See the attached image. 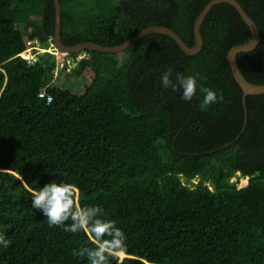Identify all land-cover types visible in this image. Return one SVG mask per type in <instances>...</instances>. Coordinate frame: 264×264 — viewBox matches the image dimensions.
<instances>
[{
	"label": "trees",
	"instance_id": "obj_1",
	"mask_svg": "<svg viewBox=\"0 0 264 264\" xmlns=\"http://www.w3.org/2000/svg\"><path fill=\"white\" fill-rule=\"evenodd\" d=\"M208 1L59 0L61 41L115 46L163 25L194 46V20ZM237 1L260 41L236 62L246 80L264 84V0ZM54 23L53 0H0V234L12 242L0 245V264H89L73 255L94 247L88 234L49 227L32 207V192L52 181L74 185L83 206L101 207L125 233L126 256L110 264H264V94L244 104L226 61L250 39L236 9H210L198 54L151 33L121 53L86 51L67 71L56 55H19L29 41L48 49ZM169 68L173 80L198 78L192 101L161 86ZM87 72L79 94L60 80ZM201 86L223 103L201 111ZM237 173L244 186L232 180Z\"/></svg>",
	"mask_w": 264,
	"mask_h": 264
},
{
	"label": "clouds",
	"instance_id": "obj_2",
	"mask_svg": "<svg viewBox=\"0 0 264 264\" xmlns=\"http://www.w3.org/2000/svg\"><path fill=\"white\" fill-rule=\"evenodd\" d=\"M173 69L169 68L161 76V86L173 92L181 91V99L190 102L198 91V78L176 73L172 79ZM204 93L200 104L201 111L212 104L223 103V95L219 96L210 88L200 87ZM77 189L69 183L52 181L38 191L32 192V207L42 212L47 218L49 227H63L71 233L85 232L94 247H83L74 250V256L87 257L89 264H110L114 258L127 251L125 233L116 226L115 221L105 220L104 210L99 206H83L76 195ZM71 221L66 227V222ZM11 241L0 234V245L8 248Z\"/></svg>",
	"mask_w": 264,
	"mask_h": 264
},
{
	"label": "water",
	"instance_id": "obj_3",
	"mask_svg": "<svg viewBox=\"0 0 264 264\" xmlns=\"http://www.w3.org/2000/svg\"><path fill=\"white\" fill-rule=\"evenodd\" d=\"M228 3L232 5L237 13L239 14L241 20L248 26L250 30V39L243 44L235 45L230 47L226 52V61L230 68L231 74L235 82L239 85L243 92V103L245 104V97L248 95H258L264 94V84H253L250 83L244 75L241 73L237 62H236V55L239 53H246L254 50L260 41V32L255 24V22L248 16V14L244 11L242 6L237 0H210L207 4L202 8V10L198 13L194 20L193 24V36L195 40L194 46L187 45L181 37L174 32L172 29L163 26V25H155V26H148L128 40L124 41L121 44L115 46H103L91 41L79 42L74 45H64L61 41V10L59 0H53L54 4V12H55V23H54V34H53V41L55 48L59 50H66V51H74L77 52L79 50H85L92 54V51L98 53H121L126 48L130 47L134 44L137 40L142 38L145 35L151 33H160L169 36L173 41L178 45V47L187 55H195L198 54L203 48V38L200 32L201 24L210 11V9L219 3ZM248 181V179H247ZM126 255L124 254L123 257ZM122 257V258H123ZM121 259V258H120Z\"/></svg>",
	"mask_w": 264,
	"mask_h": 264
},
{
	"label": "rangeland",
	"instance_id": "obj_4",
	"mask_svg": "<svg viewBox=\"0 0 264 264\" xmlns=\"http://www.w3.org/2000/svg\"><path fill=\"white\" fill-rule=\"evenodd\" d=\"M83 35H87V32H84ZM50 42L49 48L48 49H43L41 48V45L38 44L36 41H29L27 49L23 52L22 55H24L26 58H36L39 56L41 58V53H49L50 55H56L57 61L59 62L58 67H64L66 68V71L69 70L70 68H74L77 64L78 61H80L83 57L86 55L84 53H81V55L78 56H71L68 54H64L62 52H59L55 49L54 44ZM40 50V51H39ZM56 66V65H55ZM56 66V67H57ZM85 78H79L77 76H66L65 73H62L60 75V80L66 79L64 83L71 85L74 83L73 91L75 93H82L85 86L88 85L90 82V77L91 74L89 72L86 73ZM244 177H240L239 173L236 174L235 177L232 178L233 181H236L238 187L244 186L247 183V179H243ZM198 181L197 178L193 179L192 182L196 183ZM119 258H122L119 256Z\"/></svg>",
	"mask_w": 264,
	"mask_h": 264
},
{
	"label": "built area",
	"instance_id": "obj_5",
	"mask_svg": "<svg viewBox=\"0 0 264 264\" xmlns=\"http://www.w3.org/2000/svg\"><path fill=\"white\" fill-rule=\"evenodd\" d=\"M22 54H23V52H22L21 54H19V55H20L22 58L26 59L28 62H32V61H34V58H26V57H25L24 55H22ZM37 96H38L39 98H45L47 102H49V101L51 100V96L48 95V94L45 92L44 89L39 90Z\"/></svg>",
	"mask_w": 264,
	"mask_h": 264
},
{
	"label": "bare ground",
	"instance_id": "obj_6",
	"mask_svg": "<svg viewBox=\"0 0 264 264\" xmlns=\"http://www.w3.org/2000/svg\"><path fill=\"white\" fill-rule=\"evenodd\" d=\"M57 51H59V52H62V53H64V54H68V55H75V54H81V53H84V52H86L85 50H79V51H77V52H74V51H66V50H59V49H57V48H55ZM40 51V50H39ZM245 179H247V178H245ZM247 181V180H246Z\"/></svg>",
	"mask_w": 264,
	"mask_h": 264
}]
</instances>
